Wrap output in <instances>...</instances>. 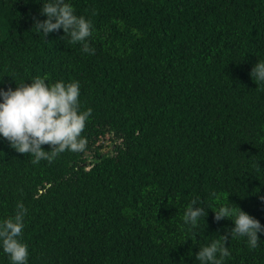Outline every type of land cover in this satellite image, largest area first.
Wrapping results in <instances>:
<instances>
[{
    "label": "trees",
    "instance_id": "trees-1",
    "mask_svg": "<svg viewBox=\"0 0 264 264\" xmlns=\"http://www.w3.org/2000/svg\"><path fill=\"white\" fill-rule=\"evenodd\" d=\"M71 3L92 22L94 53L62 29L37 33V0H0V88L76 80L92 109L86 149L51 162L0 137V219L26 206L28 264H194L234 226L208 208L190 229L194 201L240 206L264 227V82L250 75L264 60V0ZM228 247L225 264H264V237Z\"/></svg>",
    "mask_w": 264,
    "mask_h": 264
},
{
    "label": "clouds",
    "instance_id": "clouds-1",
    "mask_svg": "<svg viewBox=\"0 0 264 264\" xmlns=\"http://www.w3.org/2000/svg\"><path fill=\"white\" fill-rule=\"evenodd\" d=\"M37 2L41 4L40 15L46 17H33L32 28L37 33H43L46 39L50 33L62 29L64 37H69L73 43H80L82 52H95L88 41L93 31L92 22L84 15L76 14L71 0ZM250 75L258 87L264 82V60L258 59ZM13 80L15 88H0V137L6 139L17 152L31 155L33 163L42 159L51 162L64 151L83 152L86 149L87 138L82 132L92 109L81 108L79 81L58 79L52 82L47 74L21 83ZM45 144L51 150H45L42 147ZM213 197L215 201L229 199L219 193H213ZM208 208L214 211L217 221L229 218L234 226L220 234L219 239L199 245L194 264L196 261L199 264H225V259L231 256L228 247L231 239L245 241L251 250L260 246L264 227L240 206L221 202L218 207H202L195 205L194 201L184 212V222L190 229H195L199 219L207 217ZM26 213V206L18 201L15 214L0 219V249L7 254L11 264H28L29 248L22 239ZM193 241L196 242L195 239Z\"/></svg>",
    "mask_w": 264,
    "mask_h": 264
},
{
    "label": "rangeland",
    "instance_id": "rangeland-1",
    "mask_svg": "<svg viewBox=\"0 0 264 264\" xmlns=\"http://www.w3.org/2000/svg\"><path fill=\"white\" fill-rule=\"evenodd\" d=\"M110 143V141L109 140H106V144H109ZM105 149V151L106 152H109V151H111L112 149H113V146H112V144L111 145H107V147L106 148H104Z\"/></svg>",
    "mask_w": 264,
    "mask_h": 264
}]
</instances>
